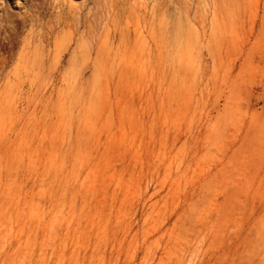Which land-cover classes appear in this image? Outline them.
<instances>
[{"label":"rangeland","instance_id":"1","mask_svg":"<svg viewBox=\"0 0 264 264\" xmlns=\"http://www.w3.org/2000/svg\"><path fill=\"white\" fill-rule=\"evenodd\" d=\"M0 264H264V0H0Z\"/></svg>","mask_w":264,"mask_h":264},{"label":"bare ground","instance_id":"2","mask_svg":"<svg viewBox=\"0 0 264 264\" xmlns=\"http://www.w3.org/2000/svg\"><path fill=\"white\" fill-rule=\"evenodd\" d=\"M139 1V0H138ZM88 26H91V25H88ZM92 28V27H91ZM93 29V28H92ZM92 31H94V30H92Z\"/></svg>","mask_w":264,"mask_h":264}]
</instances>
